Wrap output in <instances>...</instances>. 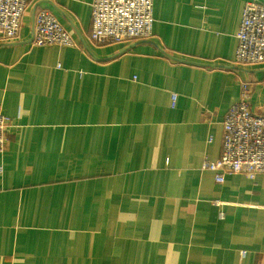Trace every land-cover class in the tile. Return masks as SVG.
<instances>
[{"label": "crops", "instance_id": "crops-1", "mask_svg": "<svg viewBox=\"0 0 264 264\" xmlns=\"http://www.w3.org/2000/svg\"><path fill=\"white\" fill-rule=\"evenodd\" d=\"M247 1L154 0L150 39L100 44L92 0L29 1L0 39V264H264V173L202 168L243 82L264 111V62L235 61ZM41 9L74 46L33 45Z\"/></svg>", "mask_w": 264, "mask_h": 264}, {"label": "built area", "instance_id": "built-area-1", "mask_svg": "<svg viewBox=\"0 0 264 264\" xmlns=\"http://www.w3.org/2000/svg\"><path fill=\"white\" fill-rule=\"evenodd\" d=\"M30 0H0V39L11 43L18 39L21 21ZM94 43H120L153 36L154 0H92ZM235 61L240 65L264 62V1L248 0L243 8L237 34ZM33 45L74 46L70 33L56 16L41 9L35 17ZM252 86L241 84L240 98L231 106L223 122L222 151L219 159H206L203 169L215 173L223 183L226 175L241 173L254 179L264 173V111L251 108ZM177 94L172 95L175 106ZM10 118L0 107V153L8 147L7 128ZM245 254V253H243Z\"/></svg>", "mask_w": 264, "mask_h": 264}]
</instances>
